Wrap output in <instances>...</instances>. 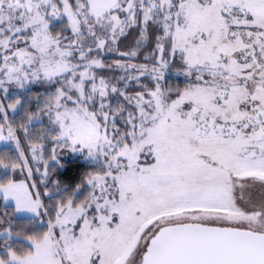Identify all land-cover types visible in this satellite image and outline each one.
Returning a JSON list of instances; mask_svg holds the SVG:
<instances>
[{"label":"snow or ice","instance_id":"6c2138e0","mask_svg":"<svg viewBox=\"0 0 264 264\" xmlns=\"http://www.w3.org/2000/svg\"><path fill=\"white\" fill-rule=\"evenodd\" d=\"M0 145V264H264V0H0Z\"/></svg>","mask_w":264,"mask_h":264},{"label":"trees","instance_id":"16d2710c","mask_svg":"<svg viewBox=\"0 0 264 264\" xmlns=\"http://www.w3.org/2000/svg\"><path fill=\"white\" fill-rule=\"evenodd\" d=\"M69 159H65L64 161H68ZM74 161L73 163L67 164L64 169H57V172L54 174L55 178L63 180L65 183H72L73 178L78 176L80 172H83V168H79L78 165L82 163V161H77L75 159H71ZM4 175V170L0 169V178Z\"/></svg>","mask_w":264,"mask_h":264},{"label":"rangeland","instance_id":"374dc122","mask_svg":"<svg viewBox=\"0 0 264 264\" xmlns=\"http://www.w3.org/2000/svg\"><path fill=\"white\" fill-rule=\"evenodd\" d=\"M0 147H2V145H0ZM70 158H71V159H75L74 156H71V157H70V154H69V153H63V154H62V159H63V160H65V159H70Z\"/></svg>","mask_w":264,"mask_h":264}]
</instances>
